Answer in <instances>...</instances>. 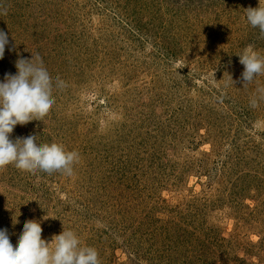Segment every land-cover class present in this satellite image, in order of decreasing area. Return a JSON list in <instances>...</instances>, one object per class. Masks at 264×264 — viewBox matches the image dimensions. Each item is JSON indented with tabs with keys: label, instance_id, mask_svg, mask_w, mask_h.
I'll return each instance as SVG.
<instances>
[{
	"label": "rangeland",
	"instance_id": "obj_1",
	"mask_svg": "<svg viewBox=\"0 0 264 264\" xmlns=\"http://www.w3.org/2000/svg\"><path fill=\"white\" fill-rule=\"evenodd\" d=\"M172 1L0 0V81L38 55L65 84L10 139L79 153L71 176L0 169L14 243L37 220L101 264H264V75L244 86L238 56H264L259 0Z\"/></svg>",
	"mask_w": 264,
	"mask_h": 264
},
{
	"label": "clouds",
	"instance_id": "obj_2",
	"mask_svg": "<svg viewBox=\"0 0 264 264\" xmlns=\"http://www.w3.org/2000/svg\"><path fill=\"white\" fill-rule=\"evenodd\" d=\"M245 16L251 27L264 34L261 0L258 7L246 9ZM8 44V35L0 29V60ZM238 56L244 65V86L264 75V56L251 48ZM16 68L17 74H6L0 81V169L14 165L23 171L60 172L71 176L79 161L78 152L69 151L56 142L42 143L33 135L17 138L15 142L10 139L17 125L41 120L55 104L54 90L65 86L59 77L54 79L38 55L19 59ZM258 91L264 92V89ZM256 103L255 99L251 100L253 107ZM13 222L18 223V219ZM42 231L39 221L29 220L14 243L8 230L0 229V264H101L97 249L84 246L74 230L64 228L51 242L42 238Z\"/></svg>",
	"mask_w": 264,
	"mask_h": 264
},
{
	"label": "trees",
	"instance_id": "obj_3",
	"mask_svg": "<svg viewBox=\"0 0 264 264\" xmlns=\"http://www.w3.org/2000/svg\"><path fill=\"white\" fill-rule=\"evenodd\" d=\"M171 2V1H170ZM196 2V4H195V6L196 7H201V6H203L204 5V3H205V1L203 2V1H201V0H197V1H195ZM203 2V3H202ZM167 3H169V2H167ZM181 2H180V0H173L172 1V4H174V6L173 7H179V8H181V7H183V8H185V9H190V6L191 5H189L188 3H184L183 5H181L180 4ZM202 3V4H201ZM201 4V5H200ZM208 7V6H207ZM209 7H211V5L209 6ZM188 14H190V13H188ZM198 15V14H197ZM173 56V55H172ZM186 76H184V78H185ZM187 78V77H186ZM176 83V87H183V86H181L180 84H178V82L176 81L175 82ZM188 87H189V89L192 87V84H188L187 85ZM44 174V173H43Z\"/></svg>",
	"mask_w": 264,
	"mask_h": 264
}]
</instances>
